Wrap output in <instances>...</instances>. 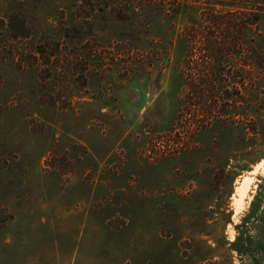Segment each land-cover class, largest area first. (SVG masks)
Returning <instances> with one entry per match:
<instances>
[{
	"label": "rangeland",
	"instance_id": "obj_1",
	"mask_svg": "<svg viewBox=\"0 0 264 264\" xmlns=\"http://www.w3.org/2000/svg\"><path fill=\"white\" fill-rule=\"evenodd\" d=\"M240 120L264 0H0V264H264L231 246L264 215Z\"/></svg>",
	"mask_w": 264,
	"mask_h": 264
},
{
	"label": "trees",
	"instance_id": "obj_2",
	"mask_svg": "<svg viewBox=\"0 0 264 264\" xmlns=\"http://www.w3.org/2000/svg\"><path fill=\"white\" fill-rule=\"evenodd\" d=\"M215 40V41H214ZM216 40L217 38L216 37H213L212 35L210 37H208V41H207V52L212 54V59H215L214 57V53L216 51L215 49V45L216 44ZM211 79V78H210ZM212 84H213V80L209 81V82H206L205 83V86L208 88V90L206 91L208 95H210V93L212 92L213 87H212ZM235 116H240L239 114H234L233 117ZM243 116V115H241ZM208 120H211L209 119V115L207 116ZM237 122L236 121H233V122H228L225 126L228 127L230 125H234L236 124ZM240 123L245 127L244 130L246 131L247 133V138H250L251 135H254V139L258 140V141H261V142H264V128L260 127V126H255V127H249L248 125H246L245 121H242L240 120ZM246 125V126H245ZM262 187L260 186V192L262 191L261 189ZM261 194L259 193L255 198L254 200L252 201L251 203V208H250V212L249 214L247 215V217L243 220L242 224L237 226V229L239 231V234L236 238V241L234 243L231 244V246L233 247L232 250L233 251H236L241 257H250L251 255L254 254L255 252V249H260L262 248L264 250V241H262V243H260V247H257V245L255 246V242L253 241V238L251 237H247L246 234H245V229L249 226V220L251 219H254V220H257V221H264V215L263 216H257L256 215V207H257V203H258V199H259V196Z\"/></svg>",
	"mask_w": 264,
	"mask_h": 264
}]
</instances>
